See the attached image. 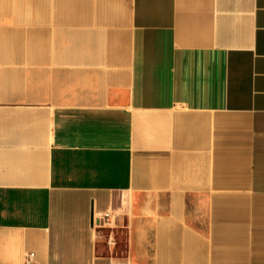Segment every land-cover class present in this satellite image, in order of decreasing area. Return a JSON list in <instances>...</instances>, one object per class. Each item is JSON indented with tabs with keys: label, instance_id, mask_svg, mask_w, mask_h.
I'll return each instance as SVG.
<instances>
[{
	"label": "crops",
	"instance_id": "0c3cea01",
	"mask_svg": "<svg viewBox=\"0 0 264 264\" xmlns=\"http://www.w3.org/2000/svg\"><path fill=\"white\" fill-rule=\"evenodd\" d=\"M30 252L264 264V0H0V264Z\"/></svg>",
	"mask_w": 264,
	"mask_h": 264
},
{
	"label": "built area",
	"instance_id": "2783aa9c",
	"mask_svg": "<svg viewBox=\"0 0 264 264\" xmlns=\"http://www.w3.org/2000/svg\"><path fill=\"white\" fill-rule=\"evenodd\" d=\"M110 217V213L109 212H104L102 215L100 216H94L92 217V220H91V227L92 229L94 230H98L100 228H104L106 227V220ZM107 244L109 246L113 245L114 244V240L112 239L111 236L108 237L107 239ZM33 253L30 252L27 256H26V259L24 261V264H32V261H33Z\"/></svg>",
	"mask_w": 264,
	"mask_h": 264
}]
</instances>
